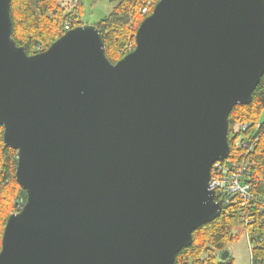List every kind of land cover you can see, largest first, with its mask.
<instances>
[{
    "label": "water",
    "instance_id": "1",
    "mask_svg": "<svg viewBox=\"0 0 264 264\" xmlns=\"http://www.w3.org/2000/svg\"><path fill=\"white\" fill-rule=\"evenodd\" d=\"M10 4L0 126L27 202L0 264H176L223 210L211 170L230 156L232 110L264 76V0H160L115 65L89 25L28 55Z\"/></svg>",
    "mask_w": 264,
    "mask_h": 264
},
{
    "label": "trees",
    "instance_id": "2",
    "mask_svg": "<svg viewBox=\"0 0 264 264\" xmlns=\"http://www.w3.org/2000/svg\"><path fill=\"white\" fill-rule=\"evenodd\" d=\"M108 1L114 5L113 11L95 26L101 34L106 57L115 65L135 50L136 33L160 0ZM83 14L80 0L73 6L66 0H11L12 37L28 55H35L48 50L67 31L84 26ZM263 114L264 76L253 92L251 104L238 105L230 114V156L219 174L220 177L239 174V183L247 187L246 192H216L217 202L223 203L221 215L194 231L192 246L177 255L176 264H231L222 260L221 255L236 238L235 226L248 231L252 264H264ZM237 124L240 132L234 134ZM17 167L18 152L6 146L4 128L0 126V252L10 216L19 213L27 202L26 191L17 183Z\"/></svg>",
    "mask_w": 264,
    "mask_h": 264
},
{
    "label": "rangeland",
    "instance_id": "3",
    "mask_svg": "<svg viewBox=\"0 0 264 264\" xmlns=\"http://www.w3.org/2000/svg\"><path fill=\"white\" fill-rule=\"evenodd\" d=\"M72 6L77 4L78 0H66ZM83 7V21L85 25L95 26L102 19L110 15L113 11L114 5L108 0H80ZM262 119L264 120V114ZM240 125L234 127V134H239ZM233 137V135H231ZM233 233L236 238L233 242L228 243L226 249L223 251L229 253L228 261L231 264H252L251 262V248L248 240V231L243 226H235ZM222 253V254H223ZM222 256V255H221Z\"/></svg>",
    "mask_w": 264,
    "mask_h": 264
},
{
    "label": "built area",
    "instance_id": "4",
    "mask_svg": "<svg viewBox=\"0 0 264 264\" xmlns=\"http://www.w3.org/2000/svg\"><path fill=\"white\" fill-rule=\"evenodd\" d=\"M143 12L146 14L148 12V8H145ZM67 29H69V26H67ZM244 128H246V126H244ZM243 145L246 147V144H243ZM223 163L224 162L215 163L211 170L210 186H211V189L215 192V195H216V192H220V193L227 192L230 194L245 193L247 187L240 185L239 174H232L230 177H220L219 176V174L222 171Z\"/></svg>",
    "mask_w": 264,
    "mask_h": 264
}]
</instances>
